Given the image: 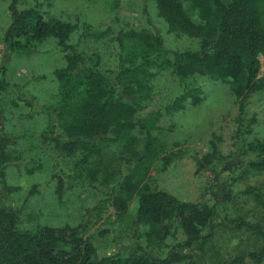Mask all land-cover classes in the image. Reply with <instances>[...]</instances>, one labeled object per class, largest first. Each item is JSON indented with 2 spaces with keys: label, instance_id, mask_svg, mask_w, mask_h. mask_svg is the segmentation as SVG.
Instances as JSON below:
<instances>
[{
  "label": "trees",
  "instance_id": "trees-1",
  "mask_svg": "<svg viewBox=\"0 0 264 264\" xmlns=\"http://www.w3.org/2000/svg\"><path fill=\"white\" fill-rule=\"evenodd\" d=\"M146 1L155 3L170 32L196 40L197 47L174 51L160 33L125 25L116 38V68L106 70L99 56L92 64L81 46L85 39H106L108 30L95 31L88 24L62 20L38 7L20 10L18 0L9 6L10 22L3 43L10 55L31 57L36 48L53 40L64 55L65 65L54 71L58 101L44 106L49 129L43 140L54 146L62 170L55 177L58 199L62 200L67 185L96 189L98 184L108 188L114 184L102 202L110 203L123 215L137 196L134 223L147 229L148 246L135 244L126 251L100 255L94 237L87 236L85 224L25 229L18 211L0 205V264H198L197 254H205L220 224L233 231L247 230L264 240V217L258 222L239 218L227 223L222 221L226 218L220 214V201L214 205L180 201L147 182L155 163L167 171L185 158L195 161L197 173L224 164L234 185L251 174L264 173V139L253 137L258 118L248 111L249 99L264 92L260 60L264 57V0ZM79 30L78 41L72 42ZM167 73L178 82L182 93L143 116L157 95L155 81ZM196 77L227 85L238 100L235 150L228 155L221 150L223 140L215 135L210 151L203 156L183 150L164 155L159 150V134L164 131L160 119L203 102L202 90L188 85ZM7 87L3 66L0 115ZM9 143L6 135H0V177L16 163ZM115 160L120 163L119 172L111 169ZM66 161L73 162L69 170ZM35 163L38 166L26 167L28 173L41 170V163ZM227 189L224 184V192ZM245 193L264 208L261 188L251 186ZM176 227L185 239L173 244L165 255L153 254L147 248L161 247ZM246 258L262 263L264 246L227 264H244Z\"/></svg>",
  "mask_w": 264,
  "mask_h": 264
},
{
  "label": "rangeland",
  "instance_id": "rangeland-1",
  "mask_svg": "<svg viewBox=\"0 0 264 264\" xmlns=\"http://www.w3.org/2000/svg\"><path fill=\"white\" fill-rule=\"evenodd\" d=\"M12 0H0V68L6 67L8 87L0 115V135L9 138V150L16 160L0 177V205L11 207L21 216V226L34 229L38 225L76 226L85 224L87 236L94 237L100 255L126 251L135 244L148 246L144 227L135 225L138 197L135 196L125 214L119 215L102 197L110 188L100 184L96 189L67 185L62 200L56 193L57 174H61L59 157L51 143L45 142L43 134L49 129L44 106L58 101V84L54 71L65 65L64 55L57 44L49 40L31 57L10 55L3 43L10 22L9 6ZM20 10L38 7L39 10L65 21L88 24L95 31H109L106 39L95 42L85 39L82 52L93 64L98 56L102 67L115 69L118 59V33L125 25L135 29H151L163 36L167 46L174 51L196 48L197 41L169 31L159 16L154 2L146 0H18ZM79 30L72 37L77 42ZM261 77H264V57H261ZM190 87L200 88L204 100L197 106L160 119L159 150L164 155L179 150L191 151L203 156L210 151L213 136L223 142L221 150L228 155L235 150V134L239 103L229 87L208 77H196L188 82ZM157 95L150 106L142 112L147 116L158 111L182 93L174 77L167 73L155 81ZM249 115H256L258 124L253 137L264 139V92L253 95L248 101ZM119 152V150H116ZM33 174L26 167L38 166ZM110 163V158L106 159ZM67 170L73 166L66 161ZM63 164V162H62ZM111 169L119 172V161ZM121 169V168H120ZM232 175L224 171V164L217 163L212 169L197 173L192 158L177 161L162 171L161 163H155L148 176V184L167 192L180 201L214 205L227 223L242 218L258 222L264 217V208L245 190L251 186L264 192V173L251 174L244 181L232 182ZM114 183V182H113ZM224 184L228 189L224 192ZM35 192L30 195L32 190ZM226 194V195H225ZM226 196V198H225ZM221 218V219H222ZM161 247H147L153 254L165 255L173 244L184 240L177 227ZM264 246V240L247 230L233 231L218 225L214 239L207 245L205 254L198 255V264H227L238 255H247ZM185 264V263H183ZM244 264H258L246 258ZM260 264H264V261Z\"/></svg>",
  "mask_w": 264,
  "mask_h": 264
}]
</instances>
